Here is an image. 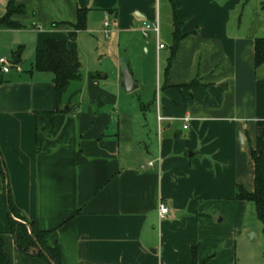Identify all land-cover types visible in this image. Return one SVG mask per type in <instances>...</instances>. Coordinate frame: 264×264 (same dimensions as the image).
Listing matches in <instances>:
<instances>
[{"label":"crops","instance_id":"0c3cea01","mask_svg":"<svg viewBox=\"0 0 264 264\" xmlns=\"http://www.w3.org/2000/svg\"><path fill=\"white\" fill-rule=\"evenodd\" d=\"M7 2L0 0V18ZM17 3L27 8L13 17L23 28L0 29V58L15 64L0 71V237L8 264H47L18 251L10 218L50 232L61 264H237L239 249L261 243L262 228L246 225L248 203L235 195L238 186L254 189L249 150L264 156V64L255 68L264 0ZM79 8L89 10L86 29L71 38ZM174 12L184 37L171 59ZM156 19L163 50L141 33ZM166 21L169 45L161 37ZM49 39L76 51L81 69L106 54L117 63L122 52L135 91L148 90L146 66L155 64L147 102L154 117L142 102L135 111L121 105L119 90L117 97L97 90L83 107L62 98L65 111L47 132L46 115L57 109L54 78L35 72L33 62ZM94 74L87 82H98ZM115 79L121 82L119 65ZM8 193L25 221L9 211Z\"/></svg>","mask_w":264,"mask_h":264},{"label":"trees","instance_id":"16d2710c","mask_svg":"<svg viewBox=\"0 0 264 264\" xmlns=\"http://www.w3.org/2000/svg\"><path fill=\"white\" fill-rule=\"evenodd\" d=\"M89 10L79 8L77 10V21L74 24L73 32L69 37L75 38L77 32L86 29V21ZM27 14V8L18 4L17 0H8L5 13L0 18V29H21L23 26L14 21L16 15ZM172 44L170 46L171 59L174 57L178 44L183 39L181 33V23L173 13ZM171 61V60H169ZM264 64V38H258L255 41V68H259ZM170 65V62H169ZM33 70L39 73H50L53 75V83L55 86L57 109L55 112L48 113L47 132L53 128L54 116L65 110L61 109L62 98L71 82L81 79V63L76 51L70 50L65 42L49 39L46 40L42 48L37 50L33 62ZM251 160L254 164V189L248 191L242 186L236 188L235 199L252 203L255 207L256 217L262 228V238L264 242V156L252 148L249 150ZM1 167V165H0ZM2 172V170H1ZM7 204L11 214L22 221H25L23 215L17 209L14 201L8 193ZM10 233L16 238V247L20 253L27 257L38 258L47 264H61L60 250L58 246H52L49 243L50 232L42 231L34 222L26 224L16 222L12 218L9 219ZM264 257V247H263ZM9 257L5 252L3 239L0 237V264H8Z\"/></svg>","mask_w":264,"mask_h":264},{"label":"rangeland","instance_id":"374dc122","mask_svg":"<svg viewBox=\"0 0 264 264\" xmlns=\"http://www.w3.org/2000/svg\"><path fill=\"white\" fill-rule=\"evenodd\" d=\"M165 10V9H163ZM162 10V12H163ZM162 41H164L167 45L170 44L171 42V36H170V29H169V23L163 24V30H162ZM145 41L144 43H148L150 42L149 39H145L143 38ZM100 41L102 42V44H104V39H100ZM139 47V46H137ZM139 52L140 50L139 48L135 49V52ZM137 52V53H138ZM102 53V52H101ZM120 57L118 58V62L116 63V61H114L113 56H111L110 54H106L104 56H101L100 58H98L96 61H94V64L90 63V65L93 66H89L90 68H82L81 69V80L79 81H74L71 82L69 87L66 90V93L64 94V103L66 105V102L70 101L71 105H73L74 107H83L88 105V98L89 95L93 96L94 91L97 90H102L107 94L113 95L115 97L118 96V90L120 91V96H121V105H125V106H129L131 108L132 111H135L137 109V107H141V104L139 102H142L143 104H145L147 106L146 108V115L147 117L151 118L152 116L154 117L153 114V108L150 106L148 107V101L151 100L153 98V92L155 90L154 86H155V74H154V68H155V64L151 65L149 64L147 67V69L149 68L150 72H151V76L153 77V82H149V88L148 90L146 89L145 92L143 91H135L133 93H126L124 89H122L120 87V83L116 81L115 79V73L117 71V67L119 65L120 67V63L123 62L126 64V62L124 61L123 58L125 55L120 52ZM166 53V52H164ZM26 58L25 62L27 61V54L25 55ZM98 57V56H97ZM118 57V56H117ZM10 59V57H9ZM100 60V63H97V61ZM129 60V58H128ZM130 61V60H129ZM162 67L164 66V62L161 63ZM94 67V68H91ZM95 73L94 75H97L96 77L98 78V82H87V80L89 79V75L92 73ZM107 75V79L106 80H102L101 77ZM151 76L150 79H151ZM119 83V84H118ZM102 102H98V103H94V108H96V106H100ZM93 105V104H92ZM66 107V106H64ZM148 111V112H147ZM145 122V121H144ZM150 121H148L149 124ZM150 131L152 132L150 133V136L154 138V140H156V135H157V128H156V124L154 121V125H152V123L150 122ZM153 140V139H152ZM151 141V140H150ZM147 143V142H145ZM148 143H150L148 141ZM147 143V145H148ZM249 209L246 210L245 215H244V222L246 223V225H249L252 229H260L261 230V224L259 223V221L257 220L256 217V211H255V207L252 203H248ZM253 234V233H252ZM262 238V237H261ZM250 240V239H249ZM262 240V239H261ZM251 241V240H250ZM251 244V249H249L248 251H242V249H239V253H238V263L237 264H264V258L262 256V250H263V240L261 241H253ZM247 253V254H246ZM248 257L250 259H248Z\"/></svg>","mask_w":264,"mask_h":264},{"label":"built area","instance_id":"2783aa9c","mask_svg":"<svg viewBox=\"0 0 264 264\" xmlns=\"http://www.w3.org/2000/svg\"><path fill=\"white\" fill-rule=\"evenodd\" d=\"M111 26L110 20L108 17H106L103 27H104V34L105 36L108 37L109 34V27ZM141 33L145 39H149V35L153 34L156 39V44H157V50H163L164 45L159 42V35H160V24L158 19H156L153 22H143L142 27H141ZM15 67L14 62L11 60H7L5 58H0V71L3 74H8L10 71ZM158 121H162L163 118L158 116ZM148 167H154V162H150L148 164ZM142 169H145V167H141ZM158 214L161 218H164L168 214V208L164 204H160L158 208Z\"/></svg>","mask_w":264,"mask_h":264},{"label":"water","instance_id":"95a60500","mask_svg":"<svg viewBox=\"0 0 264 264\" xmlns=\"http://www.w3.org/2000/svg\"><path fill=\"white\" fill-rule=\"evenodd\" d=\"M120 70H121L120 86L125 90L126 93L134 92L137 89V84L133 80L132 75H131L127 65L125 63L121 62ZM248 238L250 240L251 239L253 240L254 236L251 235Z\"/></svg>","mask_w":264,"mask_h":264}]
</instances>
